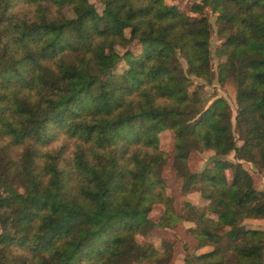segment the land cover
Listing matches in <instances>:
<instances>
[{"label": "trees", "instance_id": "1", "mask_svg": "<svg viewBox=\"0 0 264 264\" xmlns=\"http://www.w3.org/2000/svg\"><path fill=\"white\" fill-rule=\"evenodd\" d=\"M99 4L0 0V264H168L169 251L136 240L180 218L161 175L167 129L181 189L200 185L216 215L191 229L197 248H214L184 262L264 264V230L242 224L264 219V0H193L189 12L165 0ZM206 7L233 122L225 98L190 89L213 78ZM205 151L192 172L190 155Z\"/></svg>", "mask_w": 264, "mask_h": 264}, {"label": "rangeland", "instance_id": "2", "mask_svg": "<svg viewBox=\"0 0 264 264\" xmlns=\"http://www.w3.org/2000/svg\"><path fill=\"white\" fill-rule=\"evenodd\" d=\"M96 4L99 8V0H90ZM193 0H165L167 4H176L179 9L183 12H189L191 2ZM205 14L209 18L210 23L212 24V37H211V53H212V71L213 78L211 83H206L200 78H192L194 84L190 89L195 88L196 84H200L202 92L209 98L213 97H223L225 98L232 110V122L233 116L235 114V88L231 80H227L221 85L217 81V65L222 58H219L215 55V49L220 45V41L216 35V17L210 12L208 7L205 8ZM127 34V32H126ZM135 53L138 52L139 48L134 47V44L131 46ZM173 140L174 134L171 129L162 131L159 134V148L165 151L168 154L167 161L165 166L162 169V178L165 184L166 195L173 199V211L176 217H180L177 220V226L175 228H163V227H152L146 234L136 235V240L139 243H151L156 248L162 251H169V260L168 264H186L184 262L185 256L191 252L195 251L196 253L205 252L212 250L213 245H206L201 248H197L198 239L192 234L191 229L195 226V219L201 215L205 214L206 217L210 219H216V215L211 213L208 209V200H206L199 191L200 185H196L191 188L190 191L184 192L181 189L182 178L177 176L175 169L173 168ZM56 143H61L62 140L59 138ZM53 141L51 144H54ZM69 147L72 146V142L68 141ZM212 155V151L205 152H193L188 161V165L192 172L200 171L203 167L209 163V157ZM229 160H233V154L230 153L225 156ZM244 168L249 172H256V168L252 163L243 162ZM230 171H227L228 178L230 177ZM263 173L259 175L256 174L255 178L258 180V188L264 189V177ZM19 190H21L19 188ZM164 211L163 204H155L152 207V210L149 212L148 217L152 221H158L159 217ZM247 227L250 228H259L264 230V219H244L242 221ZM224 230H217L219 234H222ZM217 245L220 247L226 245V240L222 239ZM223 261L232 262L234 256L230 251L223 253ZM142 264H153L151 262H143Z\"/></svg>", "mask_w": 264, "mask_h": 264}]
</instances>
